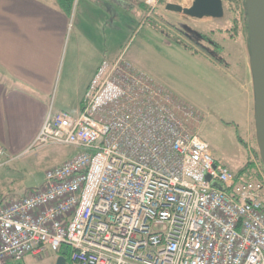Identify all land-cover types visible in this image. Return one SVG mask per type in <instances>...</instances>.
Returning a JSON list of instances; mask_svg holds the SVG:
<instances>
[{"label": "built area", "instance_id": "obj_1", "mask_svg": "<svg viewBox=\"0 0 264 264\" xmlns=\"http://www.w3.org/2000/svg\"><path fill=\"white\" fill-rule=\"evenodd\" d=\"M201 118L124 52L102 58L78 111L49 113L31 145L73 155L0 200V264L63 245L70 264H264L258 147L233 172L196 129ZM3 154L0 142V165Z\"/></svg>", "mask_w": 264, "mask_h": 264}, {"label": "rangeland", "instance_id": "obj_2", "mask_svg": "<svg viewBox=\"0 0 264 264\" xmlns=\"http://www.w3.org/2000/svg\"><path fill=\"white\" fill-rule=\"evenodd\" d=\"M117 1L123 8L108 0H95L94 4L80 0L68 39L83 31L101 48L115 42L118 52H124L135 65L198 108L202 118L196 129L210 145L214 157L239 172L249 164L247 147L253 152L257 147L251 45L242 0L237 8L232 4V9H224L219 18H193L178 10L189 7L192 0H127L129 4ZM98 11H107L112 17L94 25L100 30L99 37L89 24L90 16H96ZM235 20L237 28L233 30ZM207 40L217 43L222 52L215 54ZM184 43L198 54L184 49ZM79 50L89 48L82 45ZM75 90L74 86L69 93V105L74 102ZM63 109L71 112L67 104ZM236 131L245 141V148L238 142ZM71 155L72 148L57 143L30 146L25 153L13 152L4 145L0 200L41 186L45 170Z\"/></svg>", "mask_w": 264, "mask_h": 264}, {"label": "crops", "instance_id": "obj_3", "mask_svg": "<svg viewBox=\"0 0 264 264\" xmlns=\"http://www.w3.org/2000/svg\"><path fill=\"white\" fill-rule=\"evenodd\" d=\"M79 2L74 1L69 16L56 0H0V142L13 152L28 150L49 113L66 111V104L71 107L69 113H76L102 58L113 60L120 53L115 42L101 48L83 31L77 33L78 38L68 39ZM108 2L119 6L117 0ZM110 18L107 11L90 16L89 24L96 36L101 33L94 25ZM82 45H87L89 51L79 50ZM74 86L75 99L69 105ZM70 252V248L61 247L57 255H26L6 264H57L59 258L61 264H70Z\"/></svg>", "mask_w": 264, "mask_h": 264}, {"label": "water", "instance_id": "obj_4", "mask_svg": "<svg viewBox=\"0 0 264 264\" xmlns=\"http://www.w3.org/2000/svg\"><path fill=\"white\" fill-rule=\"evenodd\" d=\"M245 3L257 110L256 140L264 167V0H245ZM178 10L193 18H219L224 13L222 0H192L189 7ZM62 261L59 258L57 264Z\"/></svg>", "mask_w": 264, "mask_h": 264}, {"label": "trees", "instance_id": "obj_5", "mask_svg": "<svg viewBox=\"0 0 264 264\" xmlns=\"http://www.w3.org/2000/svg\"><path fill=\"white\" fill-rule=\"evenodd\" d=\"M56 1L59 4L60 8L66 14H68L70 16L71 13H72L73 4H74V1L75 0H56ZM222 1H223V7H224L225 10L232 9L231 8L232 7V4H235V8H237V4L240 3V0H222ZM242 5H243L244 10L246 12V3H245V0H242ZM146 6H147V3L144 2V7L147 8ZM235 24L237 25V21L236 20H235V22L233 24L234 27H232L233 30H236V28H237V26H235ZM246 30H248L247 27H246ZM204 37L205 36H203V38ZM207 41L211 45V48L215 52V54H220L222 52L221 51V47L217 43H215V42H213L211 40H207ZM183 48L186 49L187 51H189L192 54H198V51H196L191 46H188L186 43L183 44ZM236 130H237V128H236ZM236 137L238 139V142L242 145V147H244L245 146V141L240 137V134H239L238 131H236ZM238 173H242V170H240ZM62 247H64V249H68L69 248L67 245H63ZM65 253H68V252L65 251Z\"/></svg>", "mask_w": 264, "mask_h": 264}]
</instances>
